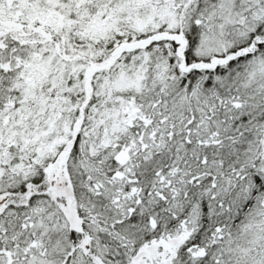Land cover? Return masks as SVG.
<instances>
[{
	"label": "snow or ice",
	"instance_id": "obj_1",
	"mask_svg": "<svg viewBox=\"0 0 264 264\" xmlns=\"http://www.w3.org/2000/svg\"><path fill=\"white\" fill-rule=\"evenodd\" d=\"M0 264H264V0H0Z\"/></svg>",
	"mask_w": 264,
	"mask_h": 264
}]
</instances>
